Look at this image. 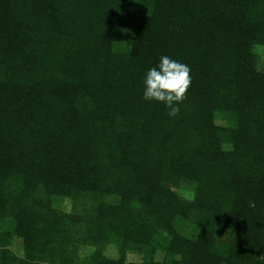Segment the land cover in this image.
I'll use <instances>...</instances> for the list:
<instances>
[{
    "label": "trees",
    "instance_id": "trees-1",
    "mask_svg": "<svg viewBox=\"0 0 264 264\" xmlns=\"http://www.w3.org/2000/svg\"><path fill=\"white\" fill-rule=\"evenodd\" d=\"M260 49L264 0H0V264H264Z\"/></svg>",
    "mask_w": 264,
    "mask_h": 264
},
{
    "label": "clouds",
    "instance_id": "clouds-1",
    "mask_svg": "<svg viewBox=\"0 0 264 264\" xmlns=\"http://www.w3.org/2000/svg\"><path fill=\"white\" fill-rule=\"evenodd\" d=\"M191 68L169 56H161L158 67L146 73L143 99L162 103L168 115L175 117L180 112L179 104L187 99L191 86Z\"/></svg>",
    "mask_w": 264,
    "mask_h": 264
},
{
    "label": "rangeland",
    "instance_id": "rangeland-1",
    "mask_svg": "<svg viewBox=\"0 0 264 264\" xmlns=\"http://www.w3.org/2000/svg\"><path fill=\"white\" fill-rule=\"evenodd\" d=\"M257 54H258V56H259V65L260 66H262V67H264V50H258L257 51ZM184 196H187V194L185 193V194H183ZM63 208L64 209H68L69 208V205H68V203H65L64 204V206H63ZM15 249H16V247H15ZM113 248L111 247V249H108L107 251H108V253H113V251L114 250H112ZM111 250V251H110ZM17 251V250H16ZM127 260L128 261H130V262H133V261H140V257H138V256H135V255H132V254H129L128 256H127Z\"/></svg>",
    "mask_w": 264,
    "mask_h": 264
}]
</instances>
